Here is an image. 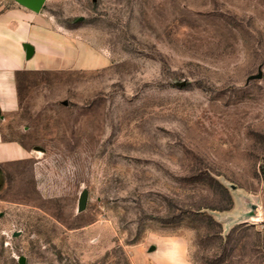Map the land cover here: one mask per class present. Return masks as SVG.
Masks as SVG:
<instances>
[{
  "label": "rangeland",
  "instance_id": "1",
  "mask_svg": "<svg viewBox=\"0 0 264 264\" xmlns=\"http://www.w3.org/2000/svg\"><path fill=\"white\" fill-rule=\"evenodd\" d=\"M41 11L98 62L18 77L4 135L32 153L0 168V264H149L162 230L196 264H264V0Z\"/></svg>",
  "mask_w": 264,
  "mask_h": 264
},
{
  "label": "crops",
  "instance_id": "2",
  "mask_svg": "<svg viewBox=\"0 0 264 264\" xmlns=\"http://www.w3.org/2000/svg\"><path fill=\"white\" fill-rule=\"evenodd\" d=\"M97 62V52L82 42L76 30L58 26L41 9L34 11L16 0H0V168L32 153L19 140L4 135V126L20 109L18 72L92 68ZM251 199L248 204L254 203L255 198ZM259 212L261 218L256 223L263 224L264 206L260 203L256 212L244 215V219L259 216ZM147 246L150 249L145 259L149 264H196L187 255L188 240L182 235L152 232Z\"/></svg>",
  "mask_w": 264,
  "mask_h": 264
},
{
  "label": "water",
  "instance_id": "3",
  "mask_svg": "<svg viewBox=\"0 0 264 264\" xmlns=\"http://www.w3.org/2000/svg\"><path fill=\"white\" fill-rule=\"evenodd\" d=\"M19 4L26 6L34 11H39L44 3V0H16ZM260 74L252 75V78L259 77ZM81 206H84L85 194L81 197Z\"/></svg>",
  "mask_w": 264,
  "mask_h": 264
},
{
  "label": "trees",
  "instance_id": "4",
  "mask_svg": "<svg viewBox=\"0 0 264 264\" xmlns=\"http://www.w3.org/2000/svg\"><path fill=\"white\" fill-rule=\"evenodd\" d=\"M23 72H27V71L18 72V74H17V79H18L19 75H20L21 73H23ZM18 90H19V82H18Z\"/></svg>",
  "mask_w": 264,
  "mask_h": 264
},
{
  "label": "bare ground",
  "instance_id": "5",
  "mask_svg": "<svg viewBox=\"0 0 264 264\" xmlns=\"http://www.w3.org/2000/svg\"><path fill=\"white\" fill-rule=\"evenodd\" d=\"M260 215L259 216H250L251 218H257V217H260L261 216V212H259ZM248 218V217H247Z\"/></svg>",
  "mask_w": 264,
  "mask_h": 264
}]
</instances>
